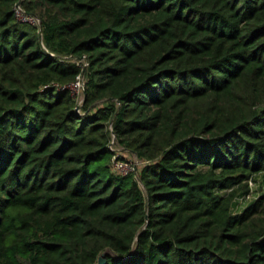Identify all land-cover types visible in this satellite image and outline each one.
I'll list each match as a JSON object with an SVG mask.
<instances>
[{"label": "trees", "instance_id": "16d2710c", "mask_svg": "<svg viewBox=\"0 0 264 264\" xmlns=\"http://www.w3.org/2000/svg\"><path fill=\"white\" fill-rule=\"evenodd\" d=\"M263 173L264 0H0V264H264Z\"/></svg>", "mask_w": 264, "mask_h": 264}, {"label": "built area", "instance_id": "2783aa9c", "mask_svg": "<svg viewBox=\"0 0 264 264\" xmlns=\"http://www.w3.org/2000/svg\"><path fill=\"white\" fill-rule=\"evenodd\" d=\"M13 13L14 16L20 20V21H26L36 27H39V19L32 14H27L23 12L21 6L19 3L15 4L13 7ZM68 88L74 93L76 96L77 102L80 103L81 99L77 98V93L81 90L83 91V77L82 75H78L73 82L68 84ZM82 93V92H81ZM82 97V94H81ZM111 149L117 151L116 149L113 148V140L110 143ZM119 154L117 152L115 155L112 156L111 163H110V168L111 171L115 174L119 175H128V174H134L136 175V172L141 165L142 161L135 158L134 162H132L129 159H125L123 157H118Z\"/></svg>", "mask_w": 264, "mask_h": 264}, {"label": "rangeland", "instance_id": "374dc122", "mask_svg": "<svg viewBox=\"0 0 264 264\" xmlns=\"http://www.w3.org/2000/svg\"><path fill=\"white\" fill-rule=\"evenodd\" d=\"M70 61H75L78 64H84V60H79V59H75V58H70ZM82 91L80 90L77 93V98L81 99V93ZM114 149H116L117 154H119L120 156H122L125 159H129L132 162H134V160H136L135 156L133 154L121 151L119 147L113 146ZM264 174V173H263ZM263 174H258L254 177V179H251L248 181V190L249 193L246 196H238L234 199L235 204L233 206V210L237 211L239 210L242 206H244L247 202H249L250 200H252L254 197H256L259 193L264 192V175Z\"/></svg>", "mask_w": 264, "mask_h": 264}, {"label": "water", "instance_id": "95a60500", "mask_svg": "<svg viewBox=\"0 0 264 264\" xmlns=\"http://www.w3.org/2000/svg\"><path fill=\"white\" fill-rule=\"evenodd\" d=\"M105 263V259L103 257V255H99L96 262L94 264H104Z\"/></svg>", "mask_w": 264, "mask_h": 264}, {"label": "crops", "instance_id": "0c3cea01", "mask_svg": "<svg viewBox=\"0 0 264 264\" xmlns=\"http://www.w3.org/2000/svg\"><path fill=\"white\" fill-rule=\"evenodd\" d=\"M125 152V151H124ZM128 153V152H127ZM131 154V153H130Z\"/></svg>", "mask_w": 264, "mask_h": 264}]
</instances>
